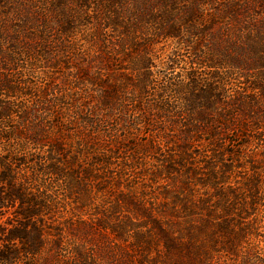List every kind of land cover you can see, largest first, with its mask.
Returning a JSON list of instances; mask_svg holds the SVG:
<instances>
[{
    "label": "trees",
    "instance_id": "obj_1",
    "mask_svg": "<svg viewBox=\"0 0 264 264\" xmlns=\"http://www.w3.org/2000/svg\"><path fill=\"white\" fill-rule=\"evenodd\" d=\"M259 8L0 0V264H264Z\"/></svg>",
    "mask_w": 264,
    "mask_h": 264
},
{
    "label": "rangeland",
    "instance_id": "obj_2",
    "mask_svg": "<svg viewBox=\"0 0 264 264\" xmlns=\"http://www.w3.org/2000/svg\"><path fill=\"white\" fill-rule=\"evenodd\" d=\"M262 11H264V9H261V8L258 9V12L261 13ZM263 13H264V12H263ZM171 48H172V45H171V44L166 46V50H167V51H170ZM159 52H161V51H159ZM159 52L156 51L157 55H159ZM26 70H27L28 75H30V77H32V81H33V82H37V83H39L38 81H41V80L43 79V78L41 77V73H40L41 68L36 67L35 69H33V68H31V66H28V67H26ZM53 70H57V71H59V70L56 69V68H50V69H49V71H52V72H53V75L55 76V72H56V71H53ZM66 70H67V68H66L64 71L66 72ZM45 71H47V70L45 69ZM56 76L58 77L59 75L56 74ZM262 232H264V226H263V228H262Z\"/></svg>",
    "mask_w": 264,
    "mask_h": 264
}]
</instances>
